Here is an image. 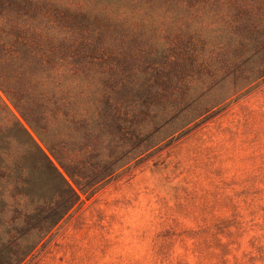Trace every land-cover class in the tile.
<instances>
[{"label": "rangeland", "instance_id": "374dc122", "mask_svg": "<svg viewBox=\"0 0 264 264\" xmlns=\"http://www.w3.org/2000/svg\"><path fill=\"white\" fill-rule=\"evenodd\" d=\"M0 264H264V0H0Z\"/></svg>", "mask_w": 264, "mask_h": 264}, {"label": "trees", "instance_id": "16d2710c", "mask_svg": "<svg viewBox=\"0 0 264 264\" xmlns=\"http://www.w3.org/2000/svg\"><path fill=\"white\" fill-rule=\"evenodd\" d=\"M72 191V190H71ZM73 194L75 195V196H77V198H78V195H77V193H75L74 191H73ZM78 200H79V198H78Z\"/></svg>", "mask_w": 264, "mask_h": 264}]
</instances>
